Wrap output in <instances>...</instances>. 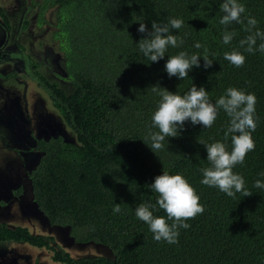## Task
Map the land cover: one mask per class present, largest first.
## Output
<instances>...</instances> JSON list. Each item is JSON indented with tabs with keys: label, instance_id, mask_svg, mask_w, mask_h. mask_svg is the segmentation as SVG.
<instances>
[{
	"label": "trees",
	"instance_id": "trees-1",
	"mask_svg": "<svg viewBox=\"0 0 264 264\" xmlns=\"http://www.w3.org/2000/svg\"><path fill=\"white\" fill-rule=\"evenodd\" d=\"M223 0H40L38 25L48 24L54 9L51 39L63 55L66 79L74 90L67 93L40 71V62L19 45L18 56L42 88L49 92L52 104L76 133V142L62 135L40 137L35 149L40 153L28 174L33 196L51 225L66 226L76 242L105 246L110 255L74 257L55 243L52 235L33 233L27 226L12 227L0 223V242L19 241L47 248L52 259L64 264H264V189L254 187L264 182V52L248 53L240 40L247 17L257 20V30L264 32V0H238L245 6L241 19L225 26ZM0 18L7 31L12 24L0 5ZM181 19L180 29L171 34L183 38V44L169 46L158 62H150L138 43L148 37L152 23L168 24ZM148 31H137L140 23ZM28 20L22 27H27ZM225 31L235 32L229 44L223 43ZM199 42L203 47L196 48ZM264 43L257 38L256 48ZM206 50V51H205ZM242 53L246 59L236 67L224 59L226 52ZM200 55V66L181 80L169 76L165 64L180 52ZM6 54L0 60L7 59ZM203 55L213 59L204 67ZM159 85L170 92L186 94L195 85L208 91L215 103L229 87L256 96L257 128L252 133L255 150L233 171L245 180L253 194L235 198L216 187L203 185L202 168L210 167L204 144L223 142L232 149L231 134L224 133L230 117L221 109L214 124L185 121L176 137H167L164 148L155 153L143 140L152 127V116L161 97L152 91ZM199 141H203L204 144ZM163 171L181 174L194 187L205 211L186 221L179 229V242H157L149 226L137 218L139 204H155L158 194L148 185ZM120 203L121 211L113 208ZM154 216H166L164 210L151 209ZM171 223V221H169ZM36 264H48L37 261Z\"/></svg>",
	"mask_w": 264,
	"mask_h": 264
},
{
	"label": "clouds",
	"instance_id": "clouds-1",
	"mask_svg": "<svg viewBox=\"0 0 264 264\" xmlns=\"http://www.w3.org/2000/svg\"><path fill=\"white\" fill-rule=\"evenodd\" d=\"M220 11L223 16L219 23L228 26L233 22L243 23L241 16L246 9L243 4L238 3V0H223ZM257 23L254 17H247L246 30L251 34L240 40V46L247 45L245 51L248 53H254L257 50L264 52V43H261L258 49L256 48L257 38L264 40V32L252 31L256 28ZM182 26L183 21L177 18H171L169 23L164 25L153 22L152 31L148 37L141 39L138 43L140 51L150 62H158L165 56L169 46L178 48L183 44L182 37L170 32V29L178 30ZM137 31L140 33L147 32L146 24L141 22ZM235 35V32L225 31L223 43L229 44ZM195 47L201 48L203 46L197 42ZM200 57L197 54L189 56L182 51L169 57L165 64V70L170 77L177 76L184 80L189 77V71L193 66H200ZM202 57L205 62L204 67H211L213 59L207 55ZM224 59L236 67H242L246 57L239 51L233 50L226 52ZM152 91L161 97L152 116V127L159 131L149 132L148 136L143 139L145 143L155 153H158L164 148L163 142L167 137H176L180 134V129L183 128L185 121L190 120L194 125L201 124L205 128H209L216 121L219 110L222 109L230 117V125L227 127L224 136L227 139L231 134L232 149L229 151L223 142L204 144L203 141H199L206 146L207 160L211 165L201 169L203 173L201 183L209 187H216L229 197L235 198L237 193L243 197L251 196L253 193L245 187V180L233 169L237 164H243L246 155L255 150L252 133L257 128L255 118L256 96L229 87L226 94L219 97L213 104L209 100L206 88H197L195 85L184 95L170 92L158 84L152 86ZM148 186L158 194L156 203L139 204L135 209V215L149 226L153 238L157 242L178 243L179 229L189 228L190 224L186 221L194 219L205 211L204 206L199 202L200 197L194 187L181 174L171 175L163 171V174L157 175L154 182ZM254 187L264 189V182L257 180ZM157 205L159 209L164 210L166 216H154L151 209H155ZM120 211V203H116L113 212L119 213Z\"/></svg>",
	"mask_w": 264,
	"mask_h": 264
},
{
	"label": "rangeland",
	"instance_id": "rangeland-1",
	"mask_svg": "<svg viewBox=\"0 0 264 264\" xmlns=\"http://www.w3.org/2000/svg\"><path fill=\"white\" fill-rule=\"evenodd\" d=\"M33 1L0 0L11 20L7 31L0 18V223L12 227L27 226L36 234L52 235L55 243L74 257L108 256L109 250L100 244L79 243L66 226L51 225L39 209L33 196L29 170L37 163L40 153L37 139L62 135L76 142V133L52 104L49 92L28 73L25 61L15 55L19 45L40 62V71L67 93L74 88L66 79L63 55L51 39L54 9L48 13V24L38 25V8ZM27 27H22L25 20ZM64 264L52 259V252L25 242H0V264Z\"/></svg>",
	"mask_w": 264,
	"mask_h": 264
},
{
	"label": "flooded vegetation",
	"instance_id": "flooded-vegetation-1",
	"mask_svg": "<svg viewBox=\"0 0 264 264\" xmlns=\"http://www.w3.org/2000/svg\"><path fill=\"white\" fill-rule=\"evenodd\" d=\"M1 61V60H0Z\"/></svg>",
	"mask_w": 264,
	"mask_h": 264
}]
</instances>
